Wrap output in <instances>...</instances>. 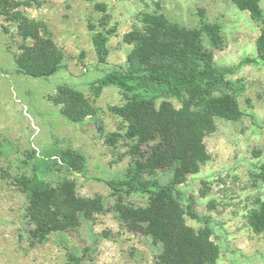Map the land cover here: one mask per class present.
I'll return each mask as SVG.
<instances>
[{
	"label": "rangeland",
	"instance_id": "1",
	"mask_svg": "<svg viewBox=\"0 0 264 264\" xmlns=\"http://www.w3.org/2000/svg\"><path fill=\"white\" fill-rule=\"evenodd\" d=\"M259 2L264 11V0ZM157 21L189 29L219 26L217 40L204 32V42L213 64L244 86L239 101L245 114L215 118L204 137L205 161L179 185L181 201L187 207L193 198L196 211L211 217L222 247L217 264H264V232L250 222L264 200L263 24L234 0H0V264L158 263L162 244L132 229L117 211L121 200L141 206L148 196L119 199L107 184L141 155L136 142L109 145L98 130L102 124L108 132L121 131V119L110 108L124 103L119 87L101 86L99 79L128 67L132 37ZM25 55L35 68L58 62L61 69L48 77L18 72ZM76 152L86 157L85 174L64 160L75 161ZM36 166L44 167L51 184L74 183L78 198L101 197L104 209L79 214L74 226L36 241L29 199L19 184ZM152 177L169 182L174 171L158 170ZM186 220L195 230L203 227L188 215Z\"/></svg>",
	"mask_w": 264,
	"mask_h": 264
},
{
	"label": "trees",
	"instance_id": "2",
	"mask_svg": "<svg viewBox=\"0 0 264 264\" xmlns=\"http://www.w3.org/2000/svg\"><path fill=\"white\" fill-rule=\"evenodd\" d=\"M234 1L263 24L258 49L264 62V11L260 2ZM218 31L219 26L211 23L202 30L167 21L152 22L132 37L136 46L128 67L108 71L99 79L101 86H117L124 93V103L110 108L121 119V131L108 132L99 124L100 134L109 145L120 139L135 141L141 154L123 177L110 179L107 184L119 199L135 193L148 196V203L141 206L121 200L117 211L132 229L152 235L162 244L157 264H217L222 253L211 217L196 211L193 198L185 207L179 187L205 161L204 137L214 130L215 118L237 119L245 114L239 101L244 86L228 79L226 69L213 64V53L204 42V32L216 41ZM98 53L105 61L108 53L104 44L98 45ZM60 69L58 62L35 68L26 55L19 59L17 68L18 72L44 77ZM74 156L73 162L64 160L69 168L85 174V155L76 152ZM46 166H52L51 162ZM164 169L174 171L171 181L152 177ZM44 174V167L36 166L32 174L19 177L29 199L34 222L31 234L36 241L44 243L52 232L74 226L79 214L89 216L104 209L101 197L78 198L74 183L54 185ZM187 215L203 227L195 230L189 226ZM250 222L257 232H264V200L252 211Z\"/></svg>",
	"mask_w": 264,
	"mask_h": 264
}]
</instances>
